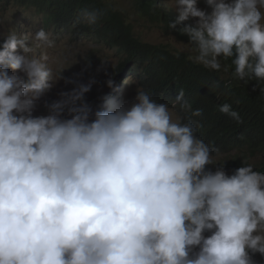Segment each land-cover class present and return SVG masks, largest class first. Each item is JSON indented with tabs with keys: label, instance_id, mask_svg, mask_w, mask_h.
I'll return each instance as SVG.
<instances>
[{
	"label": "clouds",
	"instance_id": "clouds-1",
	"mask_svg": "<svg viewBox=\"0 0 264 264\" xmlns=\"http://www.w3.org/2000/svg\"><path fill=\"white\" fill-rule=\"evenodd\" d=\"M206 3L211 11L197 0H168L178 13L169 28L197 18L179 29L189 40L177 54L217 72L231 59L233 78L256 80L264 92V0ZM103 14L85 8L80 16L95 25ZM3 35L0 264H256L253 256H264V172L246 160L232 175L206 170L214 149L196 135L198 125L173 119L142 87L130 106L105 96V110L90 120L93 80L34 116L65 67L49 66L55 41L44 28ZM107 85L117 90L112 79ZM172 104L202 115L183 88ZM219 111L242 123L230 104Z\"/></svg>",
	"mask_w": 264,
	"mask_h": 264
},
{
	"label": "trees",
	"instance_id": "trees-1",
	"mask_svg": "<svg viewBox=\"0 0 264 264\" xmlns=\"http://www.w3.org/2000/svg\"><path fill=\"white\" fill-rule=\"evenodd\" d=\"M9 3L34 7L43 15L47 26L72 29L120 51L122 57L114 66L105 68L98 59H90L88 64L92 66L84 68L86 72L81 73L83 77L87 76L100 86L107 87L105 94L108 96L113 91L107 85L108 79L117 84L124 78L134 77L138 86L150 91L157 103L166 102L173 107L183 123L191 118L198 125L196 135L213 147L212 155L232 157L228 162L231 169L228 175L244 166L243 160L252 163L254 171L264 172V161H251L253 156L264 152V92L260 91L256 80L245 84L234 79L231 59L222 60V68L217 72L192 63L187 58V52L177 54L178 50L166 44L144 42L136 36L123 10L109 0H0V5ZM131 4L142 16L162 24L180 40L188 42V36L179 29L195 27L197 18H189L171 29L168 23L174 22L178 13L161 0H131ZM85 8L100 9L104 14L95 25H89L80 16ZM202 9L211 11L208 5L202 6ZM225 65L229 68L227 72L223 70ZM213 81L219 86L213 88ZM181 88L193 109L202 110L201 116L190 117L179 105L173 106L172 101ZM102 95L91 87L85 93V101L93 108ZM224 103L238 112L242 123L219 111ZM63 116L70 118L67 110Z\"/></svg>",
	"mask_w": 264,
	"mask_h": 264
},
{
	"label": "rangeland",
	"instance_id": "rangeland-1",
	"mask_svg": "<svg viewBox=\"0 0 264 264\" xmlns=\"http://www.w3.org/2000/svg\"><path fill=\"white\" fill-rule=\"evenodd\" d=\"M109 1L123 10L126 18L132 23L136 36L142 41L153 44H166L174 50H179L184 46L183 43H188L180 40L171 30L163 28L162 24L151 22L148 18L142 16L133 7L131 0ZM161 1L168 6V0ZM204 5H207L206 0H197L198 7L202 9ZM10 13H12L11 20L5 26H0V44H2L4 39L3 34L7 33L8 30H15L18 34H34L40 28H44L46 32L51 33V38L55 41V47L48 50L50 57L49 66L52 68L58 65L65 67L62 71V78L56 81L45 96L37 102L36 109L33 112L34 116L48 115L46 104L60 100L62 98L60 93L69 92L79 84H88L90 81H93L87 76L83 77L84 75L81 74L86 72L84 68L92 66L88 64L90 59L94 61L98 59L105 68H110L122 57L121 52L116 48L99 42L92 37L84 36L82 33H75L72 29L47 26L43 15L38 13L34 7L18 6L13 3L0 5V16ZM28 43L31 44V41ZM17 51L23 54L22 50L18 49ZM18 74L22 75V73ZM115 85L117 86V90L112 91L110 96L125 102L129 106L135 102L139 86L134 77L124 78L120 83ZM91 87L102 94H105L107 89V87L100 86L96 81ZM169 110L173 114V119L180 118L173 107L169 106ZM212 157L216 163L206 165V170L215 172L218 168L223 167L226 173L231 172L228 166V162L232 158L230 155L216 154L212 155ZM251 161L263 162L264 152L253 156ZM210 234V232H205V236ZM253 259L256 261V264H264V256H261L259 253H256Z\"/></svg>",
	"mask_w": 264,
	"mask_h": 264
},
{
	"label": "water",
	"instance_id": "water-1",
	"mask_svg": "<svg viewBox=\"0 0 264 264\" xmlns=\"http://www.w3.org/2000/svg\"><path fill=\"white\" fill-rule=\"evenodd\" d=\"M108 96L107 94H103L99 101L96 103V105L92 108L93 109V115L90 117L91 119H94V112L97 110H105V104H104V97Z\"/></svg>",
	"mask_w": 264,
	"mask_h": 264
}]
</instances>
